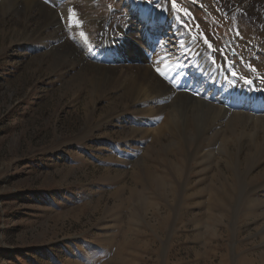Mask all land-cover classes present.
I'll return each mask as SVG.
<instances>
[{"label":"rangeland","instance_id":"1","mask_svg":"<svg viewBox=\"0 0 264 264\" xmlns=\"http://www.w3.org/2000/svg\"><path fill=\"white\" fill-rule=\"evenodd\" d=\"M139 1L159 16L171 7L40 0L58 15L74 10L61 28L26 10V0H0V264H264V153L252 151L253 138L216 129L204 138V116L193 132L161 129L166 111L62 55L68 42L100 52L103 23L110 37L123 36L128 21L138 26ZM225 2L175 0L168 11L181 27H169L167 45L190 62L176 32L201 33L213 57L233 58L247 78L248 60L259 56L264 76L257 21Z\"/></svg>","mask_w":264,"mask_h":264},{"label":"bare ground","instance_id":"2","mask_svg":"<svg viewBox=\"0 0 264 264\" xmlns=\"http://www.w3.org/2000/svg\"><path fill=\"white\" fill-rule=\"evenodd\" d=\"M162 1L164 0H159L160 5ZM18 2L20 0H3L1 5L4 6L8 3L11 6V4ZM139 3L141 1L136 4L139 6ZM144 4V7L140 5L136 8L138 9V11L136 10L137 17L140 18L139 25L136 26L135 23L132 24V21L131 23L128 21L122 29L123 36L120 34L110 37L111 26L105 23L104 28L103 25L105 24L101 25L98 31L99 37L107 41L106 46L97 45L100 47V52L93 54V52L87 51L81 54L68 42L62 51V55L65 57L71 54L76 60L79 58L84 66L91 69L97 81L108 80L112 85H119L124 90L126 97L155 103V108L152 110L160 111V114H162L161 111H166L162 115L164 118L157 116L162 121L165 120L161 129L182 131L179 128L181 126L188 130L186 132L189 130L193 132V129H190V124L196 121L198 124V119L202 121L204 116V121L207 122L204 131H202L204 138L214 129H216L214 134L217 136L222 134L223 136H231L240 133L242 140L246 137L253 138L252 151L254 153L257 151L264 153V76H260L255 70L256 62H259L260 57L255 55L256 57L251 61L253 64L248 60L252 78H247L241 74L236 80L238 72L233 58L231 59L226 55L219 61L210 53L209 43L202 39L201 33L197 34L198 36H190L188 33L181 36L182 32L180 34L178 31L176 32L179 34L178 43L184 44L187 53L194 51L190 62L183 59L185 62L181 64L180 59L174 58L175 50L172 49L171 45H167V38L170 36L168 34L169 27L175 31L181 27L180 22L170 16L171 7H169L171 11H168L169 8L167 11H163L169 15L163 13L162 16H159L154 11L152 12L155 4L151 6L150 1L148 4L145 1ZM224 5L232 9L233 13L249 19L252 21L251 23L257 21L254 28H256L259 36L264 38V0H226ZM24 6L28 11L30 9L32 11L39 10L38 13L42 19L46 20L45 24L50 22L53 25L54 22L59 21L62 28L64 17L66 22H74L71 16L74 10L69 6H62V15H58L55 10L41 3L40 0H26ZM189 17L192 18L191 15ZM110 20L107 21L108 24L111 22ZM192 22L191 25L193 26ZM134 27L138 28L140 32L131 37L128 33H134ZM116 28L112 29L116 30ZM116 31L120 32V30ZM199 31L201 30H197V32ZM192 32L193 30L189 31V33ZM235 32L240 34L239 30L235 29ZM156 43L160 44L156 45ZM156 46L159 47L156 48ZM163 46L168 47L163 48ZM255 47L253 46L255 52L258 53L259 47ZM198 51L200 54L196 58L195 55ZM105 61H109L111 65H107ZM186 64H191L190 69L187 68ZM249 81L253 86L250 85ZM234 84L236 88H234ZM238 89H240L239 94H237ZM149 110L148 115L151 114ZM250 131L256 132H254L255 135L253 134L254 137L253 135L249 136ZM160 134H162L161 130L159 131ZM172 134L177 136L176 132Z\"/></svg>","mask_w":264,"mask_h":264},{"label":"snow or ice","instance_id":"3","mask_svg":"<svg viewBox=\"0 0 264 264\" xmlns=\"http://www.w3.org/2000/svg\"><path fill=\"white\" fill-rule=\"evenodd\" d=\"M49 3H52L53 6H55V5H54V0H49ZM157 7H159V6H157ZM171 7H172V8H175V7H176L175 0H171ZM163 10L167 11L168 9H163ZM82 35H83V33H82ZM205 42L207 43V41H205ZM209 46H210V45H209ZM249 83H250V81H249Z\"/></svg>","mask_w":264,"mask_h":264}]
</instances>
